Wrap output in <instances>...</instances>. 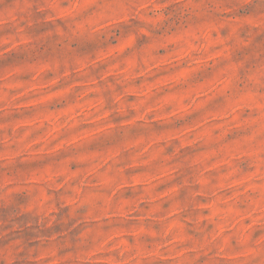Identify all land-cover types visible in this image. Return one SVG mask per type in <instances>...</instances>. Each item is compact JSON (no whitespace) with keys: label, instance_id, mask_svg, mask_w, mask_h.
Masks as SVG:
<instances>
[{"label":"rangeland","instance_id":"374dc122","mask_svg":"<svg viewBox=\"0 0 264 264\" xmlns=\"http://www.w3.org/2000/svg\"><path fill=\"white\" fill-rule=\"evenodd\" d=\"M0 264H264V0H0Z\"/></svg>","mask_w":264,"mask_h":264}]
</instances>
